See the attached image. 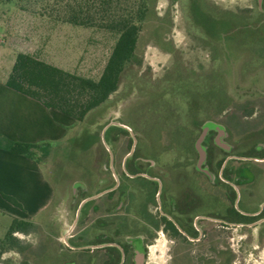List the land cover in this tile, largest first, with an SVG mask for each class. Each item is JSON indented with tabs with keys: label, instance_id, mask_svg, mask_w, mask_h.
Returning a JSON list of instances; mask_svg holds the SVG:
<instances>
[{
	"label": "flooded vegetation",
	"instance_id": "1",
	"mask_svg": "<svg viewBox=\"0 0 264 264\" xmlns=\"http://www.w3.org/2000/svg\"><path fill=\"white\" fill-rule=\"evenodd\" d=\"M215 10L232 16L226 29L241 30L235 37L242 43L232 40L231 46L250 51L247 62L255 60L248 69L242 62L240 71L260 78L264 0H256V9ZM248 29L254 34L247 36L243 30ZM217 78H207L203 89L219 84L225 102L218 107L189 92L182 94V109L169 107L176 119L168 124L173 140L160 131L145 134L137 152L130 126L116 116L104 126L105 131L118 126L112 135L117 156L72 190L73 233L56 250L45 234L41 245L50 255L47 264H137V248L142 264H149V248L159 238L168 241L169 264H235L230 243L235 228L261 226L264 238V90L252 84L243 91L253 97L233 104ZM234 111L245 123L241 129L228 119Z\"/></svg>",
	"mask_w": 264,
	"mask_h": 264
},
{
	"label": "rangeland",
	"instance_id": "2",
	"mask_svg": "<svg viewBox=\"0 0 264 264\" xmlns=\"http://www.w3.org/2000/svg\"><path fill=\"white\" fill-rule=\"evenodd\" d=\"M216 7L256 9V0L154 1L135 54L121 72L117 90L89 111L82 121L73 119L66 136L52 144L43 157L45 175L55 189L53 200L45 211L32 218L34 228L29 233L14 234L19 240L18 247L3 253L0 264H40V254L43 264H47L50 255L41 245L45 234L56 250L73 233V184L76 181L86 184L102 164L111 163L112 154L117 156L118 146L112 135L118 126L103 129L114 116L133 129L136 150L141 152L145 134L156 136L160 131L168 141L173 140L168 124L176 119L171 117L170 108L182 109V94L184 97L188 92L190 96L197 94L201 103L211 102L213 107L225 102L219 97V84L213 82L207 92L203 89L207 78L218 77L225 96L233 104L253 97V93L243 91L252 84L264 90V71L260 78L253 75L248 78L240 71L250 51L245 48L235 51L231 46L232 40H236L234 45L242 43L240 37H235L241 30L226 29L224 24L231 15L226 11L218 13ZM260 29L258 34H264V22ZM243 31L247 36L255 32ZM115 40L114 34L99 28L57 21L14 5L4 7L0 9V78L9 72L16 52L23 51L64 70L97 79ZM263 47L264 43L258 46L260 56L264 57ZM254 63L250 58L243 68L248 69ZM240 117L234 111L228 119L241 129L245 123ZM12 219L9 212L0 210V237L6 234ZM260 228H235V238L230 241L235 264H264V238L258 233ZM168 245L164 238L155 241L149 248L148 263L169 264Z\"/></svg>",
	"mask_w": 264,
	"mask_h": 264
},
{
	"label": "trees",
	"instance_id": "3",
	"mask_svg": "<svg viewBox=\"0 0 264 264\" xmlns=\"http://www.w3.org/2000/svg\"><path fill=\"white\" fill-rule=\"evenodd\" d=\"M155 0H0V9L11 5L76 26L95 27L108 31L116 40L97 79L85 77L51 63L32 53L18 51L4 83L47 108L56 109L75 121L104 103L117 90L121 72L136 51L140 33ZM50 142L11 141L0 135V147L43 162ZM20 207L12 197L3 195ZM33 222L14 217L6 234L0 237L2 254L18 247L16 232L29 233Z\"/></svg>",
	"mask_w": 264,
	"mask_h": 264
},
{
	"label": "crops",
	"instance_id": "4",
	"mask_svg": "<svg viewBox=\"0 0 264 264\" xmlns=\"http://www.w3.org/2000/svg\"><path fill=\"white\" fill-rule=\"evenodd\" d=\"M5 78H0V135L11 141L30 143L56 144L62 140L73 118L8 87ZM54 193L43 162L0 147V210L9 212L13 218L34 222L32 218L45 211ZM3 195L14 198L20 207Z\"/></svg>",
	"mask_w": 264,
	"mask_h": 264
},
{
	"label": "water",
	"instance_id": "5",
	"mask_svg": "<svg viewBox=\"0 0 264 264\" xmlns=\"http://www.w3.org/2000/svg\"><path fill=\"white\" fill-rule=\"evenodd\" d=\"M81 184H82V182H80V181H76V182L73 184V188H72V190H75L76 187H77L78 185H81ZM135 260H136V263H137V264H142V253H141L140 248H137V249H136Z\"/></svg>",
	"mask_w": 264,
	"mask_h": 264
}]
</instances>
